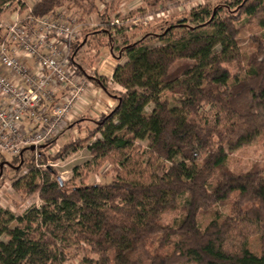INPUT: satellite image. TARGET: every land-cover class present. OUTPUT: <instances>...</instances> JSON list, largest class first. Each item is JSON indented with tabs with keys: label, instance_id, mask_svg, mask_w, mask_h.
Returning a JSON list of instances; mask_svg holds the SVG:
<instances>
[{
	"label": "trees",
	"instance_id": "trees-1",
	"mask_svg": "<svg viewBox=\"0 0 264 264\" xmlns=\"http://www.w3.org/2000/svg\"><path fill=\"white\" fill-rule=\"evenodd\" d=\"M16 1L0 0V17L18 7ZM142 1L147 8L181 4ZM234 1L198 5L160 34L145 35L113 25L110 15H122L106 0L33 5L38 17L63 9L80 22L99 16L101 23L74 45L75 57L93 38L127 58L111 79H92L116 96L117 106L85 139L64 144L54 160L89 140L90 168L99 170L114 154L123 159L110 183L69 186L46 166L56 140L37 153L25 150L13 160L17 166L1 157L0 172L7 163L28 170L13 186L38 194L43 205L19 216L0 210V234L8 238L0 241V264H264V176L257 168L235 173L227 167L231 153L264 137V39L254 37V51L244 55L237 27L247 16L264 31V0ZM151 42L159 45L148 47ZM165 91L176 97L179 113L162 99ZM138 140L148 141L147 150L131 154ZM173 212L179 217L168 223ZM207 213L212 217L202 228L199 217Z\"/></svg>",
	"mask_w": 264,
	"mask_h": 264
},
{
	"label": "built area",
	"instance_id": "built-area-1",
	"mask_svg": "<svg viewBox=\"0 0 264 264\" xmlns=\"http://www.w3.org/2000/svg\"><path fill=\"white\" fill-rule=\"evenodd\" d=\"M21 3L0 17V158L12 160L33 147L37 153L68 128L90 85L79 77L74 45L85 28L95 27L65 9L38 17ZM125 23L130 22L124 17L112 22ZM66 89L68 95L58 98Z\"/></svg>",
	"mask_w": 264,
	"mask_h": 264
},
{
	"label": "rangeland",
	"instance_id": "rangeland-1",
	"mask_svg": "<svg viewBox=\"0 0 264 264\" xmlns=\"http://www.w3.org/2000/svg\"><path fill=\"white\" fill-rule=\"evenodd\" d=\"M24 1L27 5L25 7L32 8V6L38 0H24ZM179 1L181 2L184 0H179ZM190 1H192L193 3L190 4L189 9H187L182 4H179V5L178 4H163L160 7L147 8L146 4L142 3L141 5L139 4L138 6V8L140 7L139 10L135 9V10L129 11L128 9L123 13L121 12V15L122 17L127 18L131 15V12H134L135 14L134 20L130 22L129 24L127 23L125 24V25H131V27L132 26L135 27V29L132 30L133 33L135 31H137L136 33L140 31L143 33L142 35H145L146 33L160 34L162 29L165 26L177 23V21L181 20V17H184L185 14H187L188 11L193 7H196L198 5H209L211 7H214L217 4L231 5L232 3L235 2L234 0H194V1L190 0ZM135 6H136V3L132 6V8ZM103 9L104 7L101 6V10ZM233 11L234 12L232 13V15H236L237 9H234ZM116 15L117 14H113V16L110 15V19L113 18L115 20ZM85 22H89L91 25L95 27L101 23L99 16L97 14L93 15L92 17L86 18ZM237 27L240 32L238 39H239L241 51L244 55H250L254 51V46L252 44L253 38L258 36L260 38L263 37L264 39V31H262L258 26H256L252 18H249L247 16H242L241 19H239V21L237 22ZM113 34L117 35V33L115 32H113ZM117 45H115V47ZM158 45L159 44L156 42H151L148 44V47H154ZM87 46L89 47V44ZM117 55H119L118 52H117ZM93 56H94L93 53H91V55L89 53L88 54L82 53V55L77 56L75 60H76V63H78V65H81L82 68L87 70L90 68L92 64L95 63ZM126 61H127V58H126ZM228 67L230 68V71L232 72V74H235L237 72L235 64L228 65ZM118 89H120V91L123 90L122 92L125 91L122 88H118ZM175 98L176 97L168 91H165L162 94V99L170 101L172 108L175 109L176 112L179 113V110H178L179 107L173 103V99ZM90 103L91 105L89 106L83 105V109H84L83 115H88L90 112V108L94 107L97 101H93L91 99ZM152 110H153V105H149L147 108V112L151 113ZM86 121L87 122L84 123L83 126L81 125L80 128L76 127L74 130L72 128H69V129L67 128L59 136V139L55 141L54 143L55 145L49 151V155L51 156H48L50 158H48V160L46 161V166H50L53 169H55L59 178L63 182L67 183L69 186L80 185V184L89 185V184H95V183H98V184L110 183L112 178L114 177V169H115V166H117L116 163L118 164L123 159L122 156L114 154V156H112L109 161H107L101 168H99V170H95L94 167L90 168V162L93 159L87 150V146L90 143V140H89L84 143L82 142L79 143V146L75 153H72L70 155H67L66 157H60V159L54 160L53 157L55 156L53 155H55L61 148H63L64 144L72 143L74 140H78V139L79 140L85 139L87 137L88 130L90 131V128L91 129L95 128L96 124L94 122L91 123L89 120H86ZM147 147H148L147 140H138L135 143V146L133 147L131 154H136L138 151H144V150L146 151ZM7 159H9V161L13 163L12 166L18 165L16 162H13L11 158L7 157ZM25 160H26V163L30 162L31 156L27 155L24 161ZM34 162L37 167L38 162L36 161ZM227 167L235 173H244L253 168H257L258 170H260V172L264 176V137H261L255 144L243 147L231 153L229 155ZM21 169H22L21 166L18 167L17 169H12L11 166H5L3 170V174L0 177V210L9 211L18 216L22 215L26 210H28L31 207H40L41 205H43V201L40 199L39 195L38 194H32V195L26 194L24 191L25 187L22 184H21L20 190L14 188L13 184L16 181H21V179H23V177L28 174V170L26 168H23L22 170ZM220 211L228 213V208L221 207ZM178 217H179L178 212H173L171 215L166 217V221L168 223H171ZM211 217H212L211 213L200 215L199 222L202 228L205 227L206 222L209 219H211ZM235 227L236 226L232 227L234 229L233 231H235L236 229ZM7 240L8 238L5 234H0L1 242H6ZM256 246L257 245L254 244V248H253L254 250L256 249ZM79 262H80V259H77V260L70 262L69 264H78Z\"/></svg>",
	"mask_w": 264,
	"mask_h": 264
},
{
	"label": "crops",
	"instance_id": "crops-1",
	"mask_svg": "<svg viewBox=\"0 0 264 264\" xmlns=\"http://www.w3.org/2000/svg\"><path fill=\"white\" fill-rule=\"evenodd\" d=\"M109 4H115V7L117 8V13L125 12L126 10L129 9V11L132 10H139L138 6L139 4L141 5L143 1L141 0H106ZM194 1V0H193ZM128 3V5H127ZM136 3V6L132 8V6ZM193 2L190 0H184L181 1V4L184 5L187 9H189L190 4ZM144 4V3H143ZM33 7V6H32ZM134 13V12H131ZM113 16V15H111ZM84 24H90L89 22H83ZM90 30V28H85L84 31ZM83 31V34H84ZM87 39V38H86ZM85 39V40H86ZM87 41V40H86ZM85 43V42H84ZM89 44V47L87 46ZM82 53H91L94 54L93 58L95 63L90 66L89 69L85 70L82 68L81 65L77 66L79 67V77H86L90 85L86 91V94L84 96V99L77 103L72 110V112L69 115V120L70 123L72 122H78L74 127H70L73 130L77 127L80 128L81 125L83 126L84 123H86V120H89L91 123L97 122L106 115H108L110 112L114 110V108L117 106V98L114 95L108 94L104 89L99 87L98 85L95 84V82L92 80L95 76L97 77H105L108 79L112 78V75L114 73L115 68L119 64H124L126 61V58H122L121 60L117 57H115L112 53V49L105 46V45H100L99 42L94 40L93 38H90L89 42L85 45L82 46L81 48L77 49L76 52V57L81 56ZM75 57V58H76ZM76 61V60H75ZM81 69V70H80ZM119 90V89H118ZM123 90H121L122 92ZM69 91L66 89L65 91L63 90L59 95L58 98H61L63 96L68 95ZM97 101L94 107L90 108V112L88 115H83L84 109L83 105L89 106L91 105L90 100ZM85 119V120H81ZM26 125H28V122H26ZM30 125H28L29 127Z\"/></svg>",
	"mask_w": 264,
	"mask_h": 264
},
{
	"label": "water",
	"instance_id": "water-1",
	"mask_svg": "<svg viewBox=\"0 0 264 264\" xmlns=\"http://www.w3.org/2000/svg\"><path fill=\"white\" fill-rule=\"evenodd\" d=\"M30 150H31V151H34V147H33V148H30ZM5 166H9V164L7 163V164H4V165H2V166H1V173H0V177H1V176H2V174H3V170H4V167H5Z\"/></svg>",
	"mask_w": 264,
	"mask_h": 264
}]
</instances>
